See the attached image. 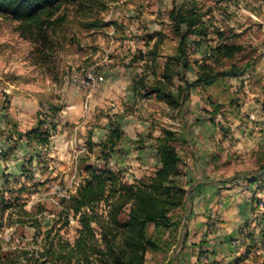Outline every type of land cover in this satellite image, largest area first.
<instances>
[{
	"label": "rangeland",
	"instance_id": "rangeland-1",
	"mask_svg": "<svg viewBox=\"0 0 264 264\" xmlns=\"http://www.w3.org/2000/svg\"><path fill=\"white\" fill-rule=\"evenodd\" d=\"M180 5H196L206 13L211 47L225 41L243 47L218 64L215 59L206 63L209 47L196 48L192 38V64L182 70L184 78L196 81L204 64L215 72L242 71L193 89L183 106L174 108L154 95L136 97L132 85L137 74L151 81L155 72L161 79L167 66L179 69L172 60L178 42L169 13ZM57 16L64 20L52 32L47 50L52 55L41 59L20 24L0 15V252L37 247L35 219L43 231L54 226L73 242L80 225L73 214L66 217L61 199L77 191L87 166L109 168L129 184L146 179L158 167L155 138L167 128L188 140L176 143L185 160L178 181L188 193L174 212L181 219L179 233L165 235L172 247L147 252L145 264H263L264 0H82L64 6ZM97 19L108 25L83 27ZM92 72L99 84L82 88ZM182 83L175 76L167 86L177 94ZM118 87L123 91L113 105L93 107L92 96L102 98L105 89ZM72 88L82 93L83 115L60 126L58 113L60 127L51 130L48 146L27 143L24 151L18 140L17 150L3 160L14 143L7 125L1 127L2 106L13 95L22 96L44 103L39 111L45 115L49 102L64 107L63 91ZM114 123L122 137L110 151L104 144ZM257 174L263 183L249 189L248 180ZM23 185L28 190L18 191Z\"/></svg>",
	"mask_w": 264,
	"mask_h": 264
},
{
	"label": "trees",
	"instance_id": "trees-1",
	"mask_svg": "<svg viewBox=\"0 0 264 264\" xmlns=\"http://www.w3.org/2000/svg\"><path fill=\"white\" fill-rule=\"evenodd\" d=\"M81 1L0 0V15L18 22L23 37L37 46L36 52L41 59H46L52 55L47 51L52 49V32L61 20H64L63 17L57 16L58 13L64 6ZM89 1L99 3V0ZM205 15L206 13L196 5L191 8L184 5L172 8L169 13L171 32L178 42L172 60L179 65V69L172 70L167 66L161 79H158L155 72L151 81L137 74L132 85L136 97L150 98L154 95L168 105L180 108L193 89L203 84L213 85L221 77L237 76L242 71L241 68L232 67L227 72H215L209 70L212 68L209 64H204L197 72L196 81L190 82L182 75V70L192 64L189 57V41L194 37L196 48H201L203 44L209 47L210 52L204 58L206 63L215 59L218 64L224 57L233 56L243 49L242 46L227 41L211 47L208 44L209 30L204 22ZM107 25L100 19L83 23L84 28L92 30ZM201 38L204 40H198ZM175 76H180L183 81L177 88V94L172 87L167 86L173 82ZM9 104L10 100L2 106V110L5 112L9 139L14 146L2 159L7 160L17 150L18 140L27 139L30 143L48 146L51 142V132L56 131L58 127L56 118L63 108L62 105L57 106L49 102L45 115L42 111L38 112L36 126L22 132L17 121L8 113ZM42 105L44 106V103ZM218 110L216 107L214 111ZM120 128L119 124L111 125V132L104 144L106 149L114 151V143L122 137ZM181 138L183 143H187L184 134L180 137L178 131L163 128L162 133L155 138L157 169L152 176L135 180L132 184L123 182L121 177L109 168L88 165L87 174L83 176L77 191L61 199L62 211L66 217L73 214L80 225L73 242L66 240L54 226L43 231V223L35 219L32 223L37 228V247L29 249L25 246L14 250L9 248L0 252V264H145L147 252L169 250L172 243L170 238L165 239V235L179 233L181 219L177 214L175 217L174 212L184 206L188 193L178 181L184 175L185 164L184 157L176 146ZM88 141L92 142L91 132ZM259 169L264 173V154L260 157ZM24 175L27 180L31 178L26 169ZM261 176L257 174L248 180L249 189H254L255 185L263 181L260 180ZM28 188L23 185L18 191L22 192ZM23 212L30 215L28 210L24 209ZM39 239L40 243L37 241Z\"/></svg>",
	"mask_w": 264,
	"mask_h": 264
},
{
	"label": "crops",
	"instance_id": "crops-1",
	"mask_svg": "<svg viewBox=\"0 0 264 264\" xmlns=\"http://www.w3.org/2000/svg\"><path fill=\"white\" fill-rule=\"evenodd\" d=\"M129 90V89H128ZM123 87L115 88L114 91L105 89V92L102 94V98L99 95L92 96L91 102L93 107L95 105H101L102 103L104 107L105 105L112 104L116 98L119 97L118 94L122 93ZM118 93V94H117ZM101 95V94H100ZM107 97V98H106ZM82 93L76 91L75 89L64 90L61 102L63 103L62 112L60 119V126L64 125L66 122L75 123L82 115H83V105H82ZM10 105L8 108V113L10 116L17 121L18 128L22 132H26L28 130L33 129L38 121V112L42 104H39L36 100L26 99L22 96L13 95L10 99ZM117 102V101H116ZM69 107V108H68ZM3 112V111H2ZM5 113V112H3ZM1 127L5 128L6 121L4 119V115L2 114V122ZM58 126V127H60ZM52 140V137H51ZM35 145L36 143H30L27 139L19 140V146L24 148V151H28V144Z\"/></svg>",
	"mask_w": 264,
	"mask_h": 264
},
{
	"label": "built area",
	"instance_id": "built-area-1",
	"mask_svg": "<svg viewBox=\"0 0 264 264\" xmlns=\"http://www.w3.org/2000/svg\"><path fill=\"white\" fill-rule=\"evenodd\" d=\"M98 79H99V77L92 72V73L89 74L88 80L81 82V87L85 88V89L94 88L96 85L99 84L98 83L99 82Z\"/></svg>",
	"mask_w": 264,
	"mask_h": 264
}]
</instances>
